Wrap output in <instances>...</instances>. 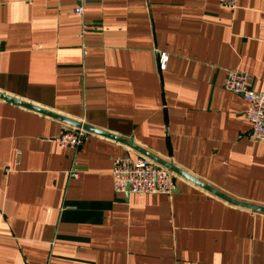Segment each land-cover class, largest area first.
<instances>
[{
	"label": "crops",
	"instance_id": "1",
	"mask_svg": "<svg viewBox=\"0 0 264 264\" xmlns=\"http://www.w3.org/2000/svg\"><path fill=\"white\" fill-rule=\"evenodd\" d=\"M78 4L0 0V92L264 207V142L225 87L238 69L264 92V0H85L83 35ZM66 128L0 99V264H264L263 212L174 172L172 195L116 194L113 159L146 156Z\"/></svg>",
	"mask_w": 264,
	"mask_h": 264
},
{
	"label": "built area",
	"instance_id": "2",
	"mask_svg": "<svg viewBox=\"0 0 264 264\" xmlns=\"http://www.w3.org/2000/svg\"><path fill=\"white\" fill-rule=\"evenodd\" d=\"M219 2L231 10H235L238 6V0H219ZM85 10V0H79L74 12L81 17L82 35L86 31L85 22L82 19ZM225 87L242 95L248 101L249 105L244 115L251 125L250 136L256 141L264 142V92L255 90L250 83V74L238 69L228 71ZM89 135L90 132L83 128H66L55 138V141L62 147L78 150ZM70 173L73 177H78L80 170L73 167ZM112 180L116 194L172 195L178 189L173 172L146 157L114 158Z\"/></svg>",
	"mask_w": 264,
	"mask_h": 264
},
{
	"label": "water",
	"instance_id": "3",
	"mask_svg": "<svg viewBox=\"0 0 264 264\" xmlns=\"http://www.w3.org/2000/svg\"><path fill=\"white\" fill-rule=\"evenodd\" d=\"M0 99L6 100L8 102H11V103L23 106V107H26L28 109L40 112L42 114H46L48 116H51L53 118L59 119L61 121H64V122H66V123H68L70 125H73L75 127L83 128V129H85L87 131H91L93 133H99V134L107 135V136H110V137L115 138L117 140L123 141L124 143H126L127 145H129V146L135 148L136 150L140 151L143 155H145L146 157H148L151 160L155 161L156 163L168 168L170 171L174 172L177 175L183 176V177L187 178L188 180L193 181L194 183H196L199 186L205 188L206 190L212 192L213 194L219 196L220 198L224 199L225 201H227V202H229L231 204L240 206V207H244V208H248V209H252L254 211H259V212H263L264 213V207L263 206L256 205V204H251V203H247V202H243V201H238V200H236V199H234V198H232V197H230V196L218 191L217 189L207 185L206 183L200 181L199 179L193 177L192 175L188 174L187 172H185L182 169H180V168L176 167L175 165H173L171 162L157 157L156 155L146 151L145 149H142V148L134 145L133 143H131L130 141H128L126 139H123L122 137L111 135L110 133H106V132H104V131H102L100 129H97L95 127H92L90 125L81 123L79 121L71 120V119H69L67 117H64L62 115H59V114L51 112V111H48V110L43 109L41 107H37V106H35V105L31 104V103L16 99L14 97H11V96L6 95V94L1 93V92H0Z\"/></svg>",
	"mask_w": 264,
	"mask_h": 264
}]
</instances>
